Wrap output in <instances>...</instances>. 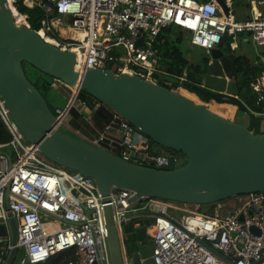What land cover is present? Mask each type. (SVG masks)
I'll use <instances>...</instances> for the list:
<instances>
[{
  "label": "built area",
  "instance_id": "built-area-1",
  "mask_svg": "<svg viewBox=\"0 0 264 264\" xmlns=\"http://www.w3.org/2000/svg\"><path fill=\"white\" fill-rule=\"evenodd\" d=\"M18 1L29 8L39 6L48 14L56 13L57 18L42 23L56 32V24H65L60 18L67 19L64 26L72 36L65 43L53 38L52 41L76 55L78 73L110 69L119 76L134 75L160 85L155 79L161 59L157 40L161 31L170 26L188 32L191 44L206 51L219 47L226 36L233 39V46L238 36L246 32L251 33L257 46L264 47L262 14L238 22L232 0H223L227 14L217 0H10L14 4ZM253 3L264 7V0ZM41 32L45 36L46 29ZM141 40L143 43L139 44ZM260 62L264 66V56ZM62 84L55 80L53 88L59 89ZM252 88L258 102L264 104V72ZM65 108L56 110L62 121L69 113ZM0 116L12 136L9 143L0 142V225L9 230L12 215L19 228L16 245L10 236L0 237V264L6 263L13 250H17L15 264H39L72 248L77 257L69 264H112L106 204L95 181L47 160L36 145L24 138L1 97ZM110 129L107 127L91 143L101 147ZM118 130L122 136V152L118 156L123 160L166 170L186 165L183 154L150 153V139L123 118ZM136 196L132 190L113 188L110 205L121 230L138 218L133 214L144 212L152 217L153 264H264L263 192L236 197L238 203L231 207L219 205L212 215L159 199L138 198L132 202ZM171 205L175 207L173 211ZM177 212L183 215L176 217ZM56 215L63 221L53 217ZM46 218L62 226L52 230L46 226Z\"/></svg>",
  "mask_w": 264,
  "mask_h": 264
},
{
  "label": "water",
  "instance_id": "water-1",
  "mask_svg": "<svg viewBox=\"0 0 264 264\" xmlns=\"http://www.w3.org/2000/svg\"><path fill=\"white\" fill-rule=\"evenodd\" d=\"M217 2L227 14L225 2ZM16 14L23 16L10 0H0V97L24 138L36 145L45 158L95 181L106 204L112 264H153L154 252L147 226L134 228L132 233L126 226L123 230L118 226L110 205L113 188L136 192L132 202L147 198L199 206L264 193V133L255 134L247 126L177 91L138 76H119L110 69L78 73L72 51L48 42L41 31L33 30L29 24H18ZM23 17L27 21V16ZM142 43L143 40L139 42ZM206 54L204 87L239 98V70L235 61L219 47ZM25 63L75 90L65 108L66 114L84 90L156 144L185 155L187 164L174 170L136 165L64 129L59 130L62 118L53 113L47 99L28 78ZM9 196L10 182L6 190L8 209ZM146 215L139 212L133 217ZM53 217L63 221L57 215ZM8 236L16 245L19 228L12 215L9 230L0 225V237ZM16 259L17 250H13L5 264H15Z\"/></svg>",
  "mask_w": 264,
  "mask_h": 264
},
{
  "label": "trees",
  "instance_id": "trees-1",
  "mask_svg": "<svg viewBox=\"0 0 264 264\" xmlns=\"http://www.w3.org/2000/svg\"><path fill=\"white\" fill-rule=\"evenodd\" d=\"M15 7L20 14H22L23 16H27V22L33 30L39 32L44 28L46 29L47 36L56 39L62 43L68 41L66 39L61 38L54 28L48 27L50 25L44 27L42 24L43 21H48L50 23V21L57 18L58 16L56 13L48 14L45 12L44 9L39 6L29 8L24 4L23 1H18L17 3H15ZM190 38L191 36L189 37L188 32H185L184 30L176 26H170L161 31L157 40V46L159 47L161 53V59L159 61L158 66L159 73L155 74V79L158 80L161 86L168 88L169 90H175L179 94H182L183 96L193 100L197 104L206 106L213 112H217L216 109L223 106L233 107L237 110L238 115H248L249 123L247 124V127L250 131L255 134H263L264 131L262 130V127L264 124V104H260L258 102L257 94L252 88V85L264 72V66L261 64L260 59L256 61V63H254L246 56H233L235 64L239 70L238 82L241 90V96L239 98L228 97L225 94L204 87L205 70L203 65L201 63L191 64L184 51V45H187V43H189L188 41L190 40ZM232 43L233 39L226 36L220 46L223 49H226L227 52L232 55ZM24 67L26 73L28 69H31L35 73L37 79L35 80V82H31L47 99L48 94L51 95L52 92L55 90L53 88V83L55 82V79L29 66L26 63L24 64ZM65 88L69 89V87L66 85H63V88L59 89L60 92L65 94L66 97V105L64 104L62 109L67 106L70 98L66 96L67 94H70V92H68L67 89V92H65ZM76 102H78V104L83 103L84 105H86L87 108L94 111L89 121L93 123V127H95L98 132L97 136L93 138L91 142L98 138L99 134L104 132L107 127L111 126L110 131H108L107 133V139L103 141L100 146L110 152L120 155L122 152V149L120 147L122 136L116 137L113 132L115 130H118V123L122 118L115 112H113L111 109H109L107 106L94 99L88 92L84 90L80 91L75 103ZM97 104L99 105V108H96ZM49 105L53 113L56 115V109L58 107H53L50 103ZM69 115L72 116V119L74 121H77L82 125H89L86 120V115H84L76 105H74L70 109L68 117ZM228 119L234 121L233 117ZM79 127L82 126L80 125ZM11 139L12 136L7 130V127L0 116V142L7 144L11 141ZM150 141L151 143L148 148L150 153H168L172 155L182 154L172 150H167L164 147L153 142L151 139ZM6 150L10 151L11 149L7 147ZM185 164H187V159L185 161ZM223 202H219L217 204H210L211 210H214V207L216 205H219ZM203 206L208 205H201V207ZM199 212L205 215L213 214V212L205 213L202 210H199ZM148 223L149 222H147L146 224ZM134 226L135 221L129 224V226L127 227L129 233L134 232ZM145 235V233L140 234L141 237H145ZM76 257V249L72 248L51 257L46 262L39 264H69V262L75 260Z\"/></svg>",
  "mask_w": 264,
  "mask_h": 264
},
{
  "label": "crops",
  "instance_id": "crops-1",
  "mask_svg": "<svg viewBox=\"0 0 264 264\" xmlns=\"http://www.w3.org/2000/svg\"><path fill=\"white\" fill-rule=\"evenodd\" d=\"M253 1H255V0H232V2H233L232 3L233 15H234L236 21L247 22V21L253 20L258 14H262V16L264 17V7H256L254 5ZM189 37H190V34H189ZM227 37H229V36H227ZM188 42L189 43H187V45L189 46L188 50L190 52V49L192 47H196V46L191 44V40H189ZM249 47H254L255 49H263V50H262V52L257 51L256 56H254V55L250 56L249 52H248ZM219 48L223 49L221 46H219ZM231 48L233 50L232 55L230 53H228L226 49H223V50L233 60H234L233 56H246L252 62L256 63V61H258L259 59H261L262 56H264V47L257 46L253 42L252 37H251V33H249V32H246V33L239 35L237 43L233 44V46H231ZM204 51L207 52L206 50H204ZM61 88H63V86ZM61 88H59V89H61ZM67 90L65 89V92H67ZM68 92H70V91L68 90ZM74 104H75V102H74ZM59 108H62V107H59ZM96 108H99L98 104L96 105ZM222 108H224V110H227L228 118L233 117L234 121L237 122L238 118L241 117L240 122L238 121V123H241L245 126H247V124L249 123L248 115H238L237 110L234 109L233 107L223 106ZM78 109L84 115H86V120H87V123H89V125H87V124L82 125L79 122L74 121L73 119L69 120L67 118L66 122H65L66 124H65L63 129L66 130L70 135L77 137V138H80L86 142L91 143V140L97 136V132H98V130L95 127H93L94 126L93 123L91 121H89V119H91L94 111L87 108L86 105H84L83 103H79ZM221 116H223V115H221ZM223 117H225V116H223ZM225 118H227V117H225ZM67 120H68V122H67ZM80 125L82 127H79ZM262 130L264 131V124H263ZM113 134L116 137L121 136V134L118 130H115L113 132ZM134 221H135L134 228H140V227H144V226L146 227L147 226V228L149 230V232H147V236H148V239L152 242V236H153V230H152L153 219H152V217L141 216L140 218L138 217ZM147 222H149V223L146 224ZM61 226H62V224H61ZM125 226L128 227L129 224H127ZM150 231H151V234H150Z\"/></svg>",
  "mask_w": 264,
  "mask_h": 264
},
{
  "label": "rangeland",
  "instance_id": "rangeland-1",
  "mask_svg": "<svg viewBox=\"0 0 264 264\" xmlns=\"http://www.w3.org/2000/svg\"><path fill=\"white\" fill-rule=\"evenodd\" d=\"M11 4L13 5V7L14 8H16L15 7V4H14V2H11ZM61 19V21H63L65 24H67V19L66 18H64V17H62V18H60ZM24 24H29V23H27V21H26V23H24ZM64 24V25H65ZM67 27V26H66ZM62 30H64V31H66V33H67V36H63L62 34V32L61 33H59V35H60V37L61 38H63V39H69L70 38V36H72L71 34V32H70V30H68V29H62ZM45 32V31H44ZM46 39H51V40H53L51 37H49V36H47L46 35V33H45V36H44ZM188 45H184V51H185V53H186V55H187V58L189 59V61H190V63L191 64H204V60H205V56L207 55L206 54V52L204 51V49L203 48H201V47H192L191 49H190V52H189V50H188ZM262 50L263 49H255L254 47H249L248 48V52H249V55L250 56H252V55H254V56H256V52L257 51H260V52H262ZM113 67V65H109V68H112ZM205 70V69H204ZM27 74H28V78L32 81V82H35V80L37 79L36 78V75H35V73L31 70V69H28V71H27ZM63 86V85H62ZM55 90L52 92V94L51 95H49L48 94V96H47V99H48V101H49V103L53 106V107H58L57 109H61L62 110V108H59V107H63V105L65 104V99H66V97H65V94H63L62 92H60V90L58 89V88H54ZM65 89H68V88H65ZM68 90H70V94H67L66 96L69 98V101H70V99L72 98V95H73V90L72 89H68ZM69 95V96H68ZM66 105V104H65ZM74 105H76L77 107L79 106V104H78V102H76ZM56 109V110H57ZM216 113L217 114H220V115H223V116H225V117H228V113H227V110H224V108H222V107H220V108H217L216 109ZM69 120H72V116L71 115H69V117H68V114H67V116H66ZM65 117V118H66ZM66 118V119H67ZM240 118L241 117H239L238 118V120H237V122L239 121L240 122ZM66 119L65 120H63L62 121V125H61V128L63 129L64 128V126H65V122H66ZM67 122H68V120H67ZM47 159V158H46ZM48 160V159H47ZM46 160V161H47ZM70 171V170H69ZM70 172H72V171H70ZM236 203H238L236 200H234V198L233 199H230V200H227L226 202H223V203H221V204H219V205H222V206H225V207H231V206H233V205H235ZM219 205H216L214 208V210H211V206L210 205H208V206H203V207H201V206H199V205H193V206H190L189 205V210H192V211H196V210H202L203 212H205V213H214V212H216V210L220 207ZM175 209V207L174 206H170V210L171 211H173ZM176 217H179L180 215H183V214H180L179 212H177V213H175L174 214ZM47 219V220H46ZM46 219H44V222H45V224H46V226L47 227H49L50 229H52V230H55V229H57V228H60L61 227V224L59 223V222H54L53 220H51L50 218H46ZM52 223H54V225L53 226H51L52 225ZM127 225V224H126ZM147 232H149V230H147ZM150 234H151V231H150ZM126 261V260H125Z\"/></svg>",
  "mask_w": 264,
  "mask_h": 264
},
{
  "label": "bare ground",
  "instance_id": "bare-ground-1",
  "mask_svg": "<svg viewBox=\"0 0 264 264\" xmlns=\"http://www.w3.org/2000/svg\"><path fill=\"white\" fill-rule=\"evenodd\" d=\"M16 20H17V23H18V24H24V23H26L24 17H23V16H19L18 14H16ZM56 28H57V31H58L59 33H61V32L63 33V34H62L63 36H67L66 31L62 30L63 28H64V29H67L66 26L61 25V24H56ZM40 34H41L42 36H44V33H43V32H40ZM47 40H48V42L54 44L53 41H52L51 39H47ZM63 85H65V84L63 83ZM74 92H75V90H73V93H74ZM77 97H78V96H77ZM76 100H77V99H76ZM76 100H75V101H76ZM69 102H70V101H69ZM60 130H62V129H60Z\"/></svg>",
  "mask_w": 264,
  "mask_h": 264
}]
</instances>
